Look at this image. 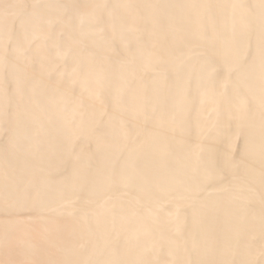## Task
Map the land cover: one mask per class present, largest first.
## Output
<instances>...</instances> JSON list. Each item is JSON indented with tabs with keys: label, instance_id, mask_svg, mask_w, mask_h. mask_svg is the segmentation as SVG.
Listing matches in <instances>:
<instances>
[{
	"label": "bare ground",
	"instance_id": "1",
	"mask_svg": "<svg viewBox=\"0 0 264 264\" xmlns=\"http://www.w3.org/2000/svg\"><path fill=\"white\" fill-rule=\"evenodd\" d=\"M0 264H264V0H0Z\"/></svg>",
	"mask_w": 264,
	"mask_h": 264
},
{
	"label": "rangeland",
	"instance_id": "2",
	"mask_svg": "<svg viewBox=\"0 0 264 264\" xmlns=\"http://www.w3.org/2000/svg\"><path fill=\"white\" fill-rule=\"evenodd\" d=\"M238 142H239V141L237 140V144H238Z\"/></svg>",
	"mask_w": 264,
	"mask_h": 264
}]
</instances>
